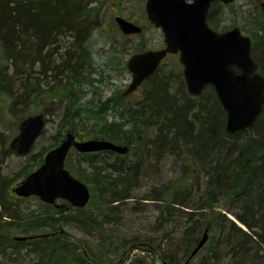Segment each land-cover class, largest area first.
<instances>
[{
	"label": "trees",
	"instance_id": "16d2710c",
	"mask_svg": "<svg viewBox=\"0 0 264 264\" xmlns=\"http://www.w3.org/2000/svg\"><path fill=\"white\" fill-rule=\"evenodd\" d=\"M94 1L0 0V95L9 102L6 109L20 111L25 119L28 112L39 110L35 99L43 96L63 105L61 128L69 126L78 137H102L128 147L123 154L69 151L65 167L91 190L90 201L81 208L39 201L40 209L17 214L16 201L26 198L8 188L19 177L0 173V256L6 251L15 255L21 246L31 253L0 264H68L71 259L101 264L127 245L128 250L156 253L165 264H183L205 228L208 240L195 255L198 264H264V104L249 130L228 133L225 111L210 85L198 96L189 95L181 71H162L159 66L142 82L141 97L121 105L120 120L83 123L88 114L71 101L76 86L90 80L92 68L107 57L104 43L90 41L92 32L101 30ZM220 7L218 2L211 4L207 16L216 29L223 20ZM213 12L220 13L213 18ZM252 18V50L259 52L253 56L264 64V10ZM258 41L263 45L257 47ZM100 104L94 115L117 107L111 98ZM77 116L81 118L76 121ZM1 141L0 135V147ZM42 158L40 154L34 164H24L20 177ZM163 162L179 174L155 185L156 165ZM146 168L153 171L147 173ZM146 183L150 189L137 194ZM147 199L154 203L152 217L162 233L127 237L123 212L138 213L135 208ZM221 202L224 208L216 209ZM13 221L33 237L11 240L6 230ZM67 221L84 234L103 238H89L98 256L81 241L67 242L61 227ZM39 229L44 231L35 236Z\"/></svg>",
	"mask_w": 264,
	"mask_h": 264
},
{
	"label": "water",
	"instance_id": "95a60500",
	"mask_svg": "<svg viewBox=\"0 0 264 264\" xmlns=\"http://www.w3.org/2000/svg\"><path fill=\"white\" fill-rule=\"evenodd\" d=\"M212 1L145 0L147 18L161 29L165 46L137 52L128 58L131 81L124 94L136 89L153 73L167 53L178 52L187 92L196 96L205 85H212L226 112L225 130L228 133L249 130L264 103V76L257 71V63L251 55V38L239 27L223 31L209 27L206 18ZM219 1L229 3L232 0ZM114 19L125 34L141 30L140 26L120 15ZM44 123L42 113L29 116L22 122L14 140L18 154L31 149ZM71 146L82 152L111 149L123 153L127 150L126 145L103 138L76 140L68 132L58 145L45 153L41 164L12 190L20 196L36 195L48 203L63 198L76 207L86 205L90 199L89 187L65 167V157ZM207 237L205 229L189 256L196 254Z\"/></svg>",
	"mask_w": 264,
	"mask_h": 264
},
{
	"label": "rangeland",
	"instance_id": "374dc122",
	"mask_svg": "<svg viewBox=\"0 0 264 264\" xmlns=\"http://www.w3.org/2000/svg\"><path fill=\"white\" fill-rule=\"evenodd\" d=\"M261 2H264V0H233L230 4L220 7L219 9H222L221 13L223 20L220 22L218 29L223 30L237 25L243 33L253 37V23L251 24V22H253L252 15L254 12L257 14L262 13L263 8L261 7ZM144 4L145 0H95L92 3V5L96 6V9L99 11L101 30H97V32L94 30L92 32L93 36L90 34V41H96L97 45L104 43L105 48L103 49V53L107 57L102 59L103 63L99 64V66L92 68L91 73L88 76L90 80L80 82V84L76 86V93L75 96H73V99L75 100L71 101H73V107L82 106L81 110H83L82 113L84 116L88 114L87 117L84 118L83 123L88 121L89 125L100 118L107 123L117 121V112H119L121 105L141 97V86L129 95H123L124 89L131 81V73L126 67L127 58L133 51L138 50V48H142L143 50L158 49L164 45L163 34L159 28L155 27L147 19ZM219 13L213 12V18L218 17L217 15H219ZM115 15H121L126 19L135 22L142 27V31L136 34L123 35L114 22ZM101 31L103 33H100ZM122 43L124 45H122ZM257 44V47L263 45V43L260 44V41H258ZM252 52L253 55L259 53L257 48L252 50ZM259 65V70L261 69V71L264 72V64L259 63ZM160 66L162 71H168L170 69L182 71V66L178 60V54L176 53L167 56ZM64 79L61 81H65ZM45 80L46 79L41 80V83H44ZM77 87H79V89ZM34 95L35 94H33V96ZM40 98L42 99H35L39 110L28 112L25 118L34 113L45 111L46 122L43 132L36 139L32 149L26 155H18L15 151L14 140L18 135L20 125L25 119L19 117L21 115L20 111L15 112L6 109L9 102L5 95H0V135L2 138V145L0 147V173L7 175L9 178L19 177L8 188L11 192L12 186L22 179L18 171L24 164H34L31 163L32 160H35L40 154L43 155L50 144H59L69 130L75 132V129L70 128L69 126V128H61L60 126V119L64 110L63 105L61 106L58 102L51 101L49 98L43 96ZM110 98L113 99L114 104L117 107L101 111L98 116L94 115L98 114L96 109L100 107V103L107 99L109 100ZM29 101H31L29 103L31 104L32 95L28 97V102ZM87 109L90 112L84 111ZM94 111L96 113H94ZM80 118L77 116L75 120H80ZM77 125L76 127L80 129V125ZM59 128H61V130H59ZM76 137L78 138V136ZM80 137L87 139L92 136ZM107 161L110 162L111 160L107 157ZM103 163H105L104 160ZM156 168L159 172L157 173L158 177H155L154 179L156 180L154 183L155 185H160L162 182L179 174V169H171L169 162L160 163L156 165ZM150 171H153L152 168ZM150 171L147 169V173ZM148 184L150 183L141 186L139 190L137 189V194L138 192L141 194L149 190L150 187ZM194 191L192 192L193 194L195 193ZM143 202L144 205H141L140 208H135L137 209L136 211H139L138 213L123 212L124 214H122L123 219L121 225L124 226L123 229L127 237H131L135 234L140 237L159 236L162 233V230L156 228V223L152 217L153 214L156 213L153 201L147 199ZM14 206L17 214H23L28 211L40 209V202L36 197H29L26 199H18ZM223 208L224 202H221L216 209ZM226 214L232 216L229 213ZM68 221L65 225H61L67 242L77 243L81 241L86 247L89 246L90 250L94 251L96 255L99 254V249L91 243L90 239L101 242L103 241V238H98L96 235L89 236L88 234H84L74 228V226ZM43 231L44 230L39 229L34 231L33 234H41ZM6 233L13 241H20L15 239L16 236L28 235L22 233L14 221L9 229L6 230ZM125 248V250H121L120 252L111 255L110 258L104 259L101 264H163V261L156 253L147 254L141 249L128 250V248H130L128 245ZM5 254H7L5 257L0 256V262L8 263L11 258H19L22 260L23 258L29 257L31 253L27 247L21 246L17 254H10L8 251H6ZM197 259L198 258L194 256L187 264H198ZM68 264H77V262L71 259Z\"/></svg>",
	"mask_w": 264,
	"mask_h": 264
},
{
	"label": "bare ground",
	"instance_id": "6f19581e",
	"mask_svg": "<svg viewBox=\"0 0 264 264\" xmlns=\"http://www.w3.org/2000/svg\"><path fill=\"white\" fill-rule=\"evenodd\" d=\"M157 69H158V68H157ZM157 69H155L154 72H155ZM154 72H153V73H154ZM153 73H151V74H153ZM151 74H150V75H151ZM150 75H149V76H150ZM149 76H148V77H149ZM148 77H146V78H148ZM146 78H145V79H146ZM145 79H144V80H145ZM144 80H143V81H144ZM143 81H142V82H143ZM142 82L136 87V89L130 91V92L127 93V94H123V95L126 96V95H129V94L133 93L134 91H136V90L141 86ZM128 85H129V84H128ZM185 88H186V86H185ZM128 103H129V102L124 103L123 105H127ZM123 109H124V108H122V110H123ZM117 113H118V112H117ZM124 113H125V116H126L125 119L127 120V122H130V121L128 120V118H127V116H128V111H127L126 109H124ZM118 120H120L119 113H118ZM118 120H117V121H118Z\"/></svg>",
	"mask_w": 264,
	"mask_h": 264
},
{
	"label": "flooded vegetation",
	"instance_id": "af4514ba",
	"mask_svg": "<svg viewBox=\"0 0 264 264\" xmlns=\"http://www.w3.org/2000/svg\"><path fill=\"white\" fill-rule=\"evenodd\" d=\"M260 4H261V7L264 9V5H263L264 2H261ZM169 56H170V55H169ZM262 73H263V72H262ZM263 75H264V74H263Z\"/></svg>",
	"mask_w": 264,
	"mask_h": 264
}]
</instances>
